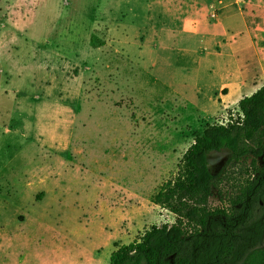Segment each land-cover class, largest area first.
I'll return each instance as SVG.
<instances>
[{
  "label": "rangeland",
  "instance_id": "rangeland-1",
  "mask_svg": "<svg viewBox=\"0 0 264 264\" xmlns=\"http://www.w3.org/2000/svg\"><path fill=\"white\" fill-rule=\"evenodd\" d=\"M254 1L0 0V264H108L174 222L150 198L198 132L236 119L216 89L247 58L203 34Z\"/></svg>",
  "mask_w": 264,
  "mask_h": 264
},
{
  "label": "trees",
  "instance_id": "trees-1",
  "mask_svg": "<svg viewBox=\"0 0 264 264\" xmlns=\"http://www.w3.org/2000/svg\"><path fill=\"white\" fill-rule=\"evenodd\" d=\"M234 113L236 119L198 132L176 174L151 196L174 222L115 244L108 264H249L254 253L264 258V86L243 97ZM222 151L226 167L213 174L209 157ZM224 183L233 192L227 209L209 210L213 191Z\"/></svg>",
  "mask_w": 264,
  "mask_h": 264
},
{
  "label": "crops",
  "instance_id": "crops-1",
  "mask_svg": "<svg viewBox=\"0 0 264 264\" xmlns=\"http://www.w3.org/2000/svg\"><path fill=\"white\" fill-rule=\"evenodd\" d=\"M251 8L252 10L248 13L224 12L220 15L218 22L206 28L203 34L204 37L211 38L215 42L214 47L218 51L227 44L231 45L233 41L235 48L242 43L241 52L244 56L247 54V58H243V65L236 69V72L240 74L239 81L237 82L235 78L233 84H222L216 89L218 100L220 97H225L224 99L230 97L234 90L236 97L231 108H236L237 103L243 97L250 96L264 86V0H255ZM228 14L238 18L236 29H230L225 25V15ZM240 38L243 39L242 42L237 41Z\"/></svg>",
  "mask_w": 264,
  "mask_h": 264
},
{
  "label": "built area",
  "instance_id": "built-area-1",
  "mask_svg": "<svg viewBox=\"0 0 264 264\" xmlns=\"http://www.w3.org/2000/svg\"><path fill=\"white\" fill-rule=\"evenodd\" d=\"M207 208L212 211L215 208H222V207H218V205L211 204L210 200H209L208 203H207ZM222 209H227V208L225 207V208H222Z\"/></svg>",
  "mask_w": 264,
  "mask_h": 264
},
{
  "label": "flooded vegetation",
  "instance_id": "flooded-vegetation-1",
  "mask_svg": "<svg viewBox=\"0 0 264 264\" xmlns=\"http://www.w3.org/2000/svg\"><path fill=\"white\" fill-rule=\"evenodd\" d=\"M224 164H225V162H224V161H221V162L218 164L217 168L221 170V169L224 167Z\"/></svg>",
  "mask_w": 264,
  "mask_h": 264
}]
</instances>
